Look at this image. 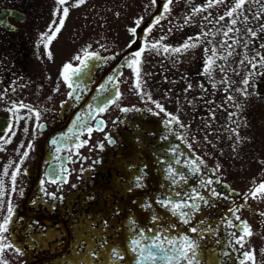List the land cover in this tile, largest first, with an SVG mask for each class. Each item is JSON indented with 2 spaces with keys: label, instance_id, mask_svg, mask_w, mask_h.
I'll use <instances>...</instances> for the list:
<instances>
[{
  "label": "flooded vegetation",
  "instance_id": "flooded-vegetation-1",
  "mask_svg": "<svg viewBox=\"0 0 264 264\" xmlns=\"http://www.w3.org/2000/svg\"><path fill=\"white\" fill-rule=\"evenodd\" d=\"M173 1L191 2L188 15L173 21L170 38L157 32V75L148 78L152 22L138 29L148 16H132V0H0V223L12 207L0 233V247L12 245L0 252L6 264H178L183 236L198 245L200 264H241L245 252L260 264L262 204L246 195L260 180L244 185L242 161L213 142L205 104L211 91L227 89L229 70L242 75V42L264 32V0L235 11L237 0ZM85 50L96 55L65 83L63 66L81 67L74 57ZM138 51L140 63L129 66ZM175 203L197 208L174 212Z\"/></svg>",
  "mask_w": 264,
  "mask_h": 264
},
{
  "label": "rangeland",
  "instance_id": "rangeland-1",
  "mask_svg": "<svg viewBox=\"0 0 264 264\" xmlns=\"http://www.w3.org/2000/svg\"><path fill=\"white\" fill-rule=\"evenodd\" d=\"M162 2L159 23L152 22L148 27L147 40L151 51H148V78L155 73L158 63L157 32L170 38L174 30V20L186 19L191 2H174L169 4V11H164ZM202 4L203 2H194ZM249 2H244L246 5ZM203 6V5H201ZM153 0H132L131 15L143 18L154 10ZM245 10V9H244ZM246 13V10L245 12ZM245 38L248 37L245 29ZM264 46V32L259 30L253 44L246 38L242 42L244 55L242 59V75L236 71L227 72V89H216L210 94L214 101L205 104V113L211 117L213 142L220 151L231 160L242 161L244 185L249 186L255 180L264 182V51L253 54L250 46ZM246 53L248 57L246 58ZM156 77H153L155 79ZM247 81V83H245ZM171 82V81H170ZM174 83V82H173ZM238 84V85H237ZM226 92V94H225ZM216 95V96H215ZM170 99L169 95H166ZM226 96V98L224 97ZM261 210L264 213V192L258 194ZM260 264H264V246H261Z\"/></svg>",
  "mask_w": 264,
  "mask_h": 264
},
{
  "label": "snow or ice",
  "instance_id": "snow-or-ice-1",
  "mask_svg": "<svg viewBox=\"0 0 264 264\" xmlns=\"http://www.w3.org/2000/svg\"><path fill=\"white\" fill-rule=\"evenodd\" d=\"M66 2H67V0H57V3L61 4V5L65 4ZM83 2H84V0H80V3H83ZM171 2H172V0H167V2L164 4L163 7H164L165 12L169 11V4H171ZM153 3H155V0H153ZM243 3H244V0H237V3L235 5V8L233 9V11H235L236 9H239ZM76 6H78V5H76ZM67 15H68V9L64 8L63 9V16L60 18L59 24L56 26L55 31L52 32V34L47 37V39L49 41H51L52 39L55 38L56 33L59 32L60 28L63 26L64 17H66ZM227 15L231 16L232 12L227 13ZM220 19H223V17H220ZM135 23L137 26H139L141 24V20H137ZM155 23H159V18H157L155 20ZM232 23L235 24V20H233ZM150 30H151L150 28L147 29V31H150ZM129 31L131 33H133V35H134L136 33V28H132ZM225 35H227V33H225ZM253 35H255V33H253ZM183 47H185V48L189 47L188 43L186 42L183 45ZM45 48H47V44H45ZM165 51H167V48L165 49ZM174 51L178 52V51H180V49L177 48V49H174ZM95 55H96L95 53H89L87 50H85L83 58L81 56L74 57V59H76L80 62L81 67H79V68H74L71 64H65L63 66L62 71H61V76L64 79L65 83H68V81L70 79V74L75 75V76H79L81 74V72L83 71V69L87 68V66H88L87 60L92 59ZM134 55H135L136 59L131 61L129 66L138 65L140 63L139 57H140L141 53L138 51ZM133 71L138 73V68L134 67ZM109 79H111V77ZM245 83H247V81H245ZM69 87L71 88L72 85L69 84ZM135 87L139 88V84H137ZM70 95H71V93H70ZM117 98H119V94H117ZM156 107L160 108L161 111H164V109L161 107L160 104L157 103ZM103 110H104L103 108L100 109V111H103ZM122 111H128V109H122ZM171 120L178 122V119L176 116H171ZM90 131H91V129H89V132ZM24 155L27 156V152H25ZM191 163L193 164V166H195L196 162L193 161ZM196 170L198 171L199 169L197 168ZM217 170H218V167H217ZM170 171H171V169H170ZM15 176H16V172H13L12 173L13 180H14ZM206 183L211 184L212 181L209 180ZM262 192H264V182L259 183L254 189L250 190V192L247 193L246 195H252L253 198H255L257 194L262 193ZM215 194L216 193L213 191V195H215ZM190 199L195 200L196 197H190ZM200 199H203V198L200 197ZM162 203H163V206H165V207H169V205H170L169 201H164ZM185 207L191 208V209H196L197 205L195 203H193V204H187V203L171 204V209L174 212L177 209L185 208ZM180 215L184 218L183 222L187 224L189 222L188 219L186 218L188 214L181 212ZM261 215H264V213H262ZM11 216H12V207H11V205H9L8 215L4 217L3 223H0V233H6L8 231V224H9ZM237 219H239V217H237ZM191 231L195 233V232H197V229L192 228ZM244 233H245V235H251V230L248 228L246 223L244 225ZM0 239H3V237H0ZM157 239H159V237H157ZM242 239H243V237H240L237 240V243H239ZM180 240L183 241V243L180 244L179 248H178V253H177V257H176L178 264H179V260H181V259L185 260L187 262V264H200L199 259L197 257L198 245H196L193 241H190L188 239V237H186V236L180 237ZM132 243L136 244V241L133 240ZM175 243L176 242L173 240H168L169 245H173ZM10 247H12L11 244H4L2 247H0V252H2L5 248H10ZM152 247H158V245L153 244ZM113 255H118V253H116L114 250ZM243 256H244L245 260L241 261V264H245V261H253V264H255L254 256L251 252H245V253H243ZM148 258L155 260L157 257L155 254L149 253ZM163 259L171 260L172 257L165 255L163 257ZM0 264H6V262L3 260H0Z\"/></svg>",
  "mask_w": 264,
  "mask_h": 264
},
{
  "label": "water",
  "instance_id": "water-1",
  "mask_svg": "<svg viewBox=\"0 0 264 264\" xmlns=\"http://www.w3.org/2000/svg\"><path fill=\"white\" fill-rule=\"evenodd\" d=\"M160 1L161 0H157V4L154 11L148 16L147 19L143 21L142 24L139 25L138 29H141L142 27L144 28L147 24H149L150 22L154 21L157 18L160 8Z\"/></svg>",
  "mask_w": 264,
  "mask_h": 264
}]
</instances>
